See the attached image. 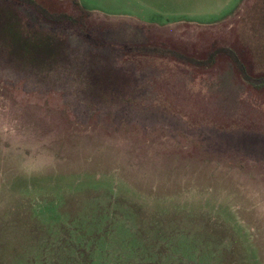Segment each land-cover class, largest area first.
<instances>
[{
    "label": "rangeland",
    "instance_id": "obj_1",
    "mask_svg": "<svg viewBox=\"0 0 264 264\" xmlns=\"http://www.w3.org/2000/svg\"><path fill=\"white\" fill-rule=\"evenodd\" d=\"M33 2L0 0V264H264V0Z\"/></svg>",
    "mask_w": 264,
    "mask_h": 264
},
{
    "label": "trees",
    "instance_id": "obj_2",
    "mask_svg": "<svg viewBox=\"0 0 264 264\" xmlns=\"http://www.w3.org/2000/svg\"><path fill=\"white\" fill-rule=\"evenodd\" d=\"M24 1H28V2H30V3H32V4H34V2H33V0H24ZM43 13H46V12H44V11H42Z\"/></svg>",
    "mask_w": 264,
    "mask_h": 264
}]
</instances>
